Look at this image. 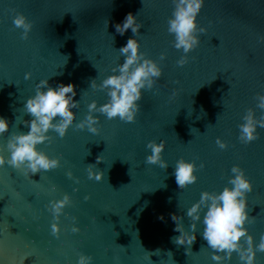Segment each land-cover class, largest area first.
<instances>
[{"label":"water","instance_id":"obj_1","mask_svg":"<svg viewBox=\"0 0 264 264\" xmlns=\"http://www.w3.org/2000/svg\"><path fill=\"white\" fill-rule=\"evenodd\" d=\"M11 9L33 22L28 39L14 28ZM172 10L171 0H0V116L9 123L0 136V154L10 155L6 141L12 132L29 130L22 123L31 119L23 104L39 80L49 78L52 87L73 83V99L79 101L66 135L60 138L50 130L52 141L37 146L50 157L59 156V167L34 175L0 167V264H77L80 253L92 256L90 264H218L200 222L188 254L187 245L172 242L179 233L170 214L182 216L187 230V208L202 191H222L234 164L253 185L245 227L254 244L259 242L264 233V128L257 126L259 138L245 145L238 139V125L247 108L257 118L262 111L255 94L264 93V41L258 40L264 35V0H205L197 24L206 33H197L200 42L187 53L184 66L176 63L183 50L174 47V35L167 31ZM129 12L142 22L135 37L139 51L158 62L162 75L153 89H142L134 122L93 113L99 117L98 134L76 129L88 103L96 100L99 106L107 100L105 91L90 88V80L101 83L123 62L117 50L133 33L128 29L120 35L114 25ZM27 72L31 78L26 80ZM217 137L227 143L225 149L218 147ZM149 140L165 141L167 169L145 163ZM98 155L103 160L94 170L104 177L90 180L86 165L96 163ZM181 157L197 166L196 182L184 189L174 176ZM65 193L71 203L64 208L68 217L61 214L57 238L46 205ZM73 223L79 232L71 231ZM220 264L241 262L233 252ZM255 264H264V252L257 251Z\"/></svg>","mask_w":264,"mask_h":264},{"label":"clouds","instance_id":"obj_2","mask_svg":"<svg viewBox=\"0 0 264 264\" xmlns=\"http://www.w3.org/2000/svg\"><path fill=\"white\" fill-rule=\"evenodd\" d=\"M171 2L173 10L167 20V31L174 35V47L183 50L184 55H181L176 63L179 66H184L188 62L187 53L195 49L200 42L197 33H206V28L197 24V15L205 0H171ZM11 11L15 13L12 17L14 28L22 30L21 39H28L33 22L16 9H11ZM105 23L108 25V20ZM114 27L116 33L120 35H124L128 29H131L133 36H130L126 44L117 50L124 59L122 63L112 67V74L107 75L99 84H97L96 78L90 80V88L105 91L107 100L99 106L96 100L88 103L86 115L75 123V128L79 130L87 128L93 134L100 132L99 117L93 113L103 114L109 120L118 117L125 123L134 122L141 108L138 101L142 98V89H153L162 75V69L158 62L139 51V41L135 37L140 34L139 29L142 27V22L137 20V16L129 12L123 21L115 23ZM258 40L264 41V35H259ZM165 55L164 52H161L160 60H163ZM30 78L31 73H25V79ZM75 96L76 91L73 83H59L56 87H52L49 84V78L39 80L35 86V94L29 96L23 104L25 113L29 114L31 119L22 121V123L29 130L27 132L15 131L8 136L6 147L10 155L6 158L0 154V167L7 164L13 169H23L33 175L42 170L48 171L59 167V156L50 157L37 146L46 141L48 143L52 141L53 138L49 135L50 130L57 133L60 138L66 135L75 119L72 109L79 107V101L73 99ZM255 99L257 107L262 110L259 118L255 116L254 109L249 107L242 117L243 123L238 125V139L245 145L259 138L257 126L264 128V93L257 92ZM8 131V120L0 116V136ZM216 144L220 149L227 147V143L219 137L216 138ZM146 148L151 150L150 154L145 157L146 164L159 165L161 169L168 168L167 161L162 158L165 148L164 140H160V142L149 140ZM88 154L90 153L88 152ZM102 160V156L98 155L96 163L86 165L88 179L96 181L103 179L104 173L101 170H94ZM199 167L201 169L204 167L203 162ZM196 169L194 161L185 160L183 157L175 162L174 176L179 189H184L196 182ZM230 171L233 175L229 177L228 185L231 186L225 185L218 193L202 191L199 200L187 208L185 213L189 219L187 230L182 222V216L175 213L170 214L171 219L175 222L174 231L179 233L172 238V242L178 246L187 245L185 252L188 254L191 251V245L196 240L197 222H200L203 224L202 238L213 250L212 260L220 264V262L230 260L235 252L241 264H255L257 251L264 252V233H261L259 242L254 244L253 236L245 227L246 222H249L250 219L247 212V194L253 191V185L238 164L232 165ZM67 175L72 177L71 171H68ZM52 191H55L54 185ZM85 199L87 200L88 197L86 196ZM70 203V196L65 193L62 198L52 199L46 205L53 217L51 233L57 238L60 234L61 214L68 217L64 208ZM70 219L75 221L76 217L72 216ZM71 231L75 233L80 229L73 223ZM91 260V255L80 253L77 264H90Z\"/></svg>","mask_w":264,"mask_h":264}]
</instances>
